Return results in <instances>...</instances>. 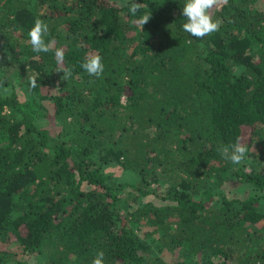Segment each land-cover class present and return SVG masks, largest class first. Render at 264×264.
I'll use <instances>...</instances> for the list:
<instances>
[{"label": "trees", "instance_id": "obj_1", "mask_svg": "<svg viewBox=\"0 0 264 264\" xmlns=\"http://www.w3.org/2000/svg\"><path fill=\"white\" fill-rule=\"evenodd\" d=\"M136 2L133 16L115 0H0V264H92L99 251L104 264H264L262 0L221 2L202 39L183 30L184 0ZM37 17L53 51H32ZM90 53L99 77L81 67ZM238 139L257 151L253 171L217 150ZM230 176L247 195H227Z\"/></svg>", "mask_w": 264, "mask_h": 264}, {"label": "clouds", "instance_id": "obj_2", "mask_svg": "<svg viewBox=\"0 0 264 264\" xmlns=\"http://www.w3.org/2000/svg\"><path fill=\"white\" fill-rule=\"evenodd\" d=\"M220 0H184V6L182 9V15L186 18V22L183 23V30L189 33L191 36L198 39H202L214 32L219 31L222 21L219 19H213L212 9L218 5ZM226 4L227 0H223ZM141 4L133 0L129 6V12L135 16L140 10ZM151 17V14H144L139 19V25L143 29ZM49 32L48 24L37 17L34 21V25L28 31L29 43L32 51L35 53L50 52L53 51L52 42L45 41V36ZM55 58L58 65H62L65 52L63 48L56 47L54 49ZM81 67L92 76L99 77L104 71L103 58L99 54L90 53L85 58ZM67 78L71 74L70 69H59ZM37 86L36 77H31L29 81V87L35 88ZM9 90L4 89L7 93ZM225 160H229L233 164H240L244 161V158L248 152L247 145L242 143L239 139L232 145H222L217 149ZM92 264H104V252H97L95 258L92 260Z\"/></svg>", "mask_w": 264, "mask_h": 264}, {"label": "rangeland", "instance_id": "obj_3", "mask_svg": "<svg viewBox=\"0 0 264 264\" xmlns=\"http://www.w3.org/2000/svg\"><path fill=\"white\" fill-rule=\"evenodd\" d=\"M115 1L121 7L126 5V4H128V3H132L133 2V0H115ZM221 2L224 3L223 0H220V2L218 4H220ZM259 5L263 7L264 6V0H262V2ZM214 11H215V7L212 9L213 13H214ZM19 87L17 88V91L21 95V94H23L21 92L22 86L19 85ZM48 90H50V89L47 88L43 92L46 93ZM124 102H125V99H124ZM51 103L52 102L50 101V104ZM45 123L48 126L51 125V128H52L54 126L55 120L52 117H49V118H47V121H45ZM244 159L246 161V163H245V170L246 171H253L254 168L260 163L259 157L257 156V151H255V148H251L250 150L248 149V152H247V154H246ZM260 165H261V163H260ZM117 173L121 174L119 171H117ZM227 179L228 180L225 182V186L223 187V190L225 192H227L228 196H231V197L232 196L233 197H243V196L248 194L249 188H247L244 185H242L234 177L230 176ZM149 201H152V202H154L157 205H161L162 203H166V202H162L159 198L154 199L151 196H147V197L141 198V203H146V202H149ZM261 206L264 208V203H262ZM131 208H134V206H132ZM140 225L145 226L146 223L142 222V223H140ZM263 225H264V221L262 223H258L257 224L258 227H261ZM148 228H149V226H145L143 229L137 227L135 229V231H136L137 236L141 240L145 241L148 244L149 248L147 249V251L155 256L156 254L159 253L158 252V248H157L156 244H154L152 242H149L145 238V234H144L145 230H147ZM10 248L17 252L19 258H27L26 255L29 257V255L27 253L23 252V249H22V247H21V245L19 243H16V242L12 243L10 245ZM164 254L167 257L166 259L168 261H171V260H174L175 258L179 257V255L181 254V250L180 249H176V250H174L172 252L166 251ZM29 261H30L31 264H44L43 260L42 261H37V260H35V258L33 256L31 258H29Z\"/></svg>", "mask_w": 264, "mask_h": 264}]
</instances>
